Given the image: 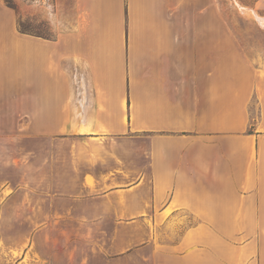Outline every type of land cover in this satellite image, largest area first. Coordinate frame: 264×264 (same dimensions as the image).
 Returning a JSON list of instances; mask_svg holds the SVG:
<instances>
[{
	"label": "crops",
	"instance_id": "crops-1",
	"mask_svg": "<svg viewBox=\"0 0 264 264\" xmlns=\"http://www.w3.org/2000/svg\"><path fill=\"white\" fill-rule=\"evenodd\" d=\"M211 4L71 0L46 38L0 0V136L26 119L28 213L67 248L82 231L128 257L185 216L174 264H264V69Z\"/></svg>",
	"mask_w": 264,
	"mask_h": 264
},
{
	"label": "rangeland",
	"instance_id": "rangeland-1",
	"mask_svg": "<svg viewBox=\"0 0 264 264\" xmlns=\"http://www.w3.org/2000/svg\"><path fill=\"white\" fill-rule=\"evenodd\" d=\"M2 1L14 12L19 31L46 38L55 36L59 12H65L71 5V0ZM211 16L212 29H218L219 24L220 29L234 32L249 60L264 69V0H212ZM1 121L0 163L3 173L0 186L3 192L0 193V262L43 264L45 257L58 264L62 256V260L73 261L71 264H174V243L180 242L190 225V220L185 216L176 219V222L180 221L177 231H174L172 216L165 225L156 227L152 240L145 247H138L128 257L114 255L113 261L109 262L102 253L105 247L103 243L96 238L93 242L87 241L86 232H72L76 243L67 248L64 232L57 229V223H52L50 230L43 231L44 216L28 213L29 201L26 191L22 189L27 186L26 178L21 173L26 163V119L4 118ZM12 164L15 170L20 165L14 183L11 181ZM17 186L19 190H13ZM51 222H58L57 216H51ZM35 227L39 229L34 230ZM118 240L119 236H116L115 242ZM114 250L121 251V248L116 246ZM185 253L186 247L180 249L178 254Z\"/></svg>",
	"mask_w": 264,
	"mask_h": 264
},
{
	"label": "trees",
	"instance_id": "trees-1",
	"mask_svg": "<svg viewBox=\"0 0 264 264\" xmlns=\"http://www.w3.org/2000/svg\"><path fill=\"white\" fill-rule=\"evenodd\" d=\"M20 32H22V33H27V32H25V31H22V30H21Z\"/></svg>",
	"mask_w": 264,
	"mask_h": 264
}]
</instances>
